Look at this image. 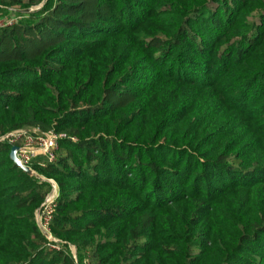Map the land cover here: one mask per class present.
I'll list each match as a JSON object with an SVG mask.
<instances>
[{
  "label": "trees",
  "instance_id": "trees-1",
  "mask_svg": "<svg viewBox=\"0 0 264 264\" xmlns=\"http://www.w3.org/2000/svg\"><path fill=\"white\" fill-rule=\"evenodd\" d=\"M40 1L0 0V135H67L61 248L0 142V264H264V0Z\"/></svg>",
  "mask_w": 264,
  "mask_h": 264
},
{
  "label": "built area",
  "instance_id": "built-area-1",
  "mask_svg": "<svg viewBox=\"0 0 264 264\" xmlns=\"http://www.w3.org/2000/svg\"><path fill=\"white\" fill-rule=\"evenodd\" d=\"M22 18L23 16L18 15L0 16V28L16 24L20 22ZM66 137V134L57 133L55 130L41 131L38 128H21L0 135V142L8 143L11 147L17 146L18 159L24 166L34 170L33 167L36 164L45 166L48 163H55L57 161L60 140ZM73 139L76 140L75 138ZM47 181L52 184L53 192L48 194L39 210L37 221L49 240L48 246L59 250L61 248L60 242L51 233V222L54 218L57 206L59 185L54 179H47ZM86 264L90 263L86 260Z\"/></svg>",
  "mask_w": 264,
  "mask_h": 264
},
{
  "label": "water",
  "instance_id": "water-1",
  "mask_svg": "<svg viewBox=\"0 0 264 264\" xmlns=\"http://www.w3.org/2000/svg\"><path fill=\"white\" fill-rule=\"evenodd\" d=\"M17 150L18 147L17 146H13L11 148V152H10V157L11 159L18 165L20 166L22 169H24L29 175L31 176H35L38 179L42 180V181H47V179L45 177H43L42 175H40L39 173H37L36 171H34L33 169H31L30 167L24 166L21 161L18 159L17 157Z\"/></svg>",
  "mask_w": 264,
  "mask_h": 264
},
{
  "label": "rangeland",
  "instance_id": "rangeland-1",
  "mask_svg": "<svg viewBox=\"0 0 264 264\" xmlns=\"http://www.w3.org/2000/svg\"><path fill=\"white\" fill-rule=\"evenodd\" d=\"M43 2L44 1H40V0H34V5L32 7H30L29 11H36L38 9H40L43 6ZM10 15H14V16H23L22 14H18V13H14L12 12L11 14L5 15V16H10ZM24 18V16H23ZM22 18V19H23ZM53 188V187H52ZM53 192V189H51L50 193ZM71 252L74 255L75 258H77V261L79 264H86V259L82 258V257H78L77 255V248L75 246H71Z\"/></svg>",
  "mask_w": 264,
  "mask_h": 264
}]
</instances>
